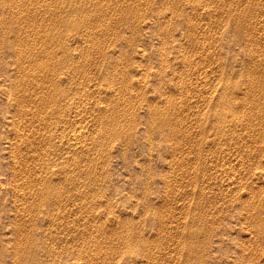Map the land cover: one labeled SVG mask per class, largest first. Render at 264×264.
Returning a JSON list of instances; mask_svg holds the SVG:
<instances>
[{"label": "rangeland", "instance_id": "obj_1", "mask_svg": "<svg viewBox=\"0 0 264 264\" xmlns=\"http://www.w3.org/2000/svg\"><path fill=\"white\" fill-rule=\"evenodd\" d=\"M0 264H264V0H0Z\"/></svg>", "mask_w": 264, "mask_h": 264}, {"label": "bare ground", "instance_id": "obj_2", "mask_svg": "<svg viewBox=\"0 0 264 264\" xmlns=\"http://www.w3.org/2000/svg\"><path fill=\"white\" fill-rule=\"evenodd\" d=\"M99 7H101V8H99V9H102V6H101V5H100ZM103 8H104V7H103ZM97 10H98V9H97ZM98 11H99V10H98ZM101 11H102V10H101ZM99 13H100V11H99ZM101 13H103V12H101ZM105 27H106V26H105ZM102 28L104 29V27H102ZM101 30H102V29H101ZM104 31H105V30H104ZM97 32H98V31H97ZM48 33H49V35H50V32H48ZM46 34H47V33H46ZM46 34H45V35H46ZM52 34H54V33L52 32ZM47 35H48V34H47ZM49 35H48V36H49ZM54 35H55V34H54ZM54 35H53V36H54ZM48 36L46 37V39H48ZM51 37H52V36H49V39H50ZM52 38H54V37H52ZM52 38H51V40H52ZM54 39H58V37H56V38H54ZM59 39H60V38H59ZM23 48H24V47H23ZM23 48H22L21 50H23ZM24 50H25V49H24ZM88 50H89V49H88ZM90 51H91V50H90ZM90 51H89V53H90ZM85 52L88 53V51H86V50H85ZM87 53H85V54H87ZM90 54H91V53H90ZM91 55H92V54H91ZM55 57H57V56H55ZM88 57H90V56L88 55ZM53 58H54V57H53ZM53 58H52V61H54ZM49 60H50V57H49ZM49 60H48V61H49ZM57 60H58V58H57ZM59 60H60V59H59ZM59 60H58V61H59ZM61 60H62V59H61ZM55 61H56V60H55ZM45 62H47V60H46ZM50 63H51V62H50ZM55 63H56V62H55ZM47 64H48V63H47ZM47 64H46V65H47ZM58 64H59V62H58ZM48 65H49V64H48ZM54 65H55V64H54ZM52 66H53V65H52ZM47 67H48V66H47ZM50 69H51V68H50ZM42 71H43V70H42ZM52 74H53V73H52ZM52 95L54 96V94H52ZM52 95H51V96H52ZM57 97H58V96H57ZM55 98H56V97H55ZM56 99H57V101H58V98H56ZM59 99H60V97H59ZM59 101H60V100H59ZM61 101H62V99H61ZM59 104H60V103H59ZM61 105H62V104H61ZM59 106H60V105H59ZM56 108H57V107H56ZM58 108H59V107H58ZM235 117H237V116H235ZM235 117H234V118H235ZM166 119H167V118H166ZM240 119H241V118H240ZM235 120H236V119H235ZM163 121H165V119H164ZM233 121H234V120H233ZM234 122H235V121H234ZM75 138H79V135H76Z\"/></svg>", "mask_w": 264, "mask_h": 264}]
</instances>
